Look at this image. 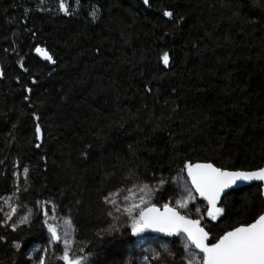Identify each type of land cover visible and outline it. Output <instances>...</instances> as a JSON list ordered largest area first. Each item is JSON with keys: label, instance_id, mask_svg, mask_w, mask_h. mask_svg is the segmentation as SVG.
Segmentation results:
<instances>
[{"label": "trees", "instance_id": "trees-1", "mask_svg": "<svg viewBox=\"0 0 264 264\" xmlns=\"http://www.w3.org/2000/svg\"><path fill=\"white\" fill-rule=\"evenodd\" d=\"M61 2L0 0V208L17 169L16 202L37 211L15 235L20 247L0 212V264H31L27 252L52 225L50 198L99 255L94 264H126L127 246L151 231L111 235L110 194L173 177L185 162L264 167V0H63L68 14ZM174 194L169 182L154 204ZM221 206L213 236L263 214L262 187L234 190Z\"/></svg>", "mask_w": 264, "mask_h": 264}, {"label": "snow or ice", "instance_id": "snow-or-ice-1", "mask_svg": "<svg viewBox=\"0 0 264 264\" xmlns=\"http://www.w3.org/2000/svg\"><path fill=\"white\" fill-rule=\"evenodd\" d=\"M145 4L149 0H144ZM61 11L67 13L65 4L62 2L59 5ZM165 17H171L170 11H164ZM35 51L43 56L49 62H53L52 56L47 51L40 47H36ZM165 66L169 63V54L164 52L160 57ZM31 91V89H26ZM27 99V97H25ZM39 119V117H35ZM35 137L37 140L41 138V126L35 125ZM39 147V145H37ZM25 178L27 177L28 169H23ZM181 172H186V180L188 184L180 185L179 181L184 179L179 174L172 178L177 182L178 186L183 188L181 199L175 201L176 207L170 206L169 203H164L161 207L151 203L146 197H149L153 188H149L148 184L133 186L136 192L139 193L138 199L135 198V193L129 189V195L124 197L128 202L121 209L115 199L105 198L106 203H111L117 212H122L127 215L131 221V231L136 235L146 229L162 232L169 236H178L182 239V247L185 255L181 257V264H264V214H260L252 222L241 224L225 230L222 234L213 236L214 228L218 227L215 223L219 217L224 214V208L218 206L222 194L225 190L240 181H264V168L257 171H228L220 167L214 166L212 163H191L185 162ZM166 181L161 179L159 184L163 185ZM115 196V193L110 194ZM199 196L202 201L206 202V211L204 216L212 222L208 225L207 230L202 225L204 216L190 218L189 215L182 214L178 209L188 208L189 201L195 200ZM10 208V211L5 213V219H11L16 213L17 207L14 204L5 201ZM196 213L201 212V208H194ZM111 214V213H110ZM47 216L48 213L45 212ZM27 216L21 217V222H26ZM66 229L64 231L63 240V255L61 259L64 264H82V258H70L69 251L72 244L70 229H72L71 221L64 220ZM48 232L51 234L52 241H60L57 227L47 225ZM39 264H43V259H40Z\"/></svg>", "mask_w": 264, "mask_h": 264}, {"label": "rangeland", "instance_id": "rangeland-1", "mask_svg": "<svg viewBox=\"0 0 264 264\" xmlns=\"http://www.w3.org/2000/svg\"><path fill=\"white\" fill-rule=\"evenodd\" d=\"M18 164L16 162V168ZM18 170H15V177H16V187L14 192L9 196L5 201H8L10 204H14L17 207L16 213H14L11 219H5V213L10 211L8 204L3 203L0 212L3 217V228H4V235L6 238L11 240L12 244L16 247H20L22 242L19 237H15L17 231L22 227H28L34 217L37 215V211L29 205L25 204L23 206H19L16 202L18 199ZM184 177L181 181H179L180 185L188 184L190 187V182L186 180V172H181L178 170L173 177H164L158 176L153 177L148 181H132L129 189H132L133 193H135V198L138 199L139 193L136 192V189L133 187L139 186L142 184H148L149 188L155 189L154 192L149 197H146L151 203H154V199L158 193H160L166 185L170 182L175 190V194L172 199L169 201L170 206L176 207L175 201L177 199L182 198L183 188L178 186L177 182L173 181L172 178L177 177V175ZM23 177L25 183L29 184V174L27 173V177L25 178V174L23 172ZM163 179L166 182L161 185L159 181ZM128 189V190H129ZM115 192V196H110L109 199H115L117 205L123 209L128 202L124 200L125 196L129 195V191ZM197 196L195 200L189 201L188 208L186 209H178L181 213L184 212H193L196 213L194 208L199 206L201 209L206 205L197 204ZM46 204L50 208V214L48 215V219L53 226L57 227L58 235H60V241H52L51 234H47L44 237V240L40 243H35L31 246L29 251L27 252V259L31 264H39L40 259H43V264H55L56 262L62 260L61 257L63 255V240H64V231L66 226L64 225V220L68 219L71 221L72 229H70L71 233V240L72 244L70 246L69 255L70 258L80 257L82 258V264H94L99 255L95 253H91L87 251V247L77 240V229L75 224L73 223L72 219L67 215H63L57 208V202L54 199H48ZM110 206V234H120L130 228L131 221L128 219L127 215L123 214L122 212H117L116 208L111 204L108 203ZM197 214V213H196ZM27 216L26 222H21V217ZM204 222V220H202ZM182 239L180 237L172 240L160 239L153 235L152 233L141 234L138 236L134 243L130 244L126 248V264H175L176 256L178 254V250L182 249ZM185 255V254H184Z\"/></svg>", "mask_w": 264, "mask_h": 264}, {"label": "water", "instance_id": "water-1", "mask_svg": "<svg viewBox=\"0 0 264 264\" xmlns=\"http://www.w3.org/2000/svg\"><path fill=\"white\" fill-rule=\"evenodd\" d=\"M45 51H46V50H45ZM48 54L50 55L49 52H48ZM35 55H36V57H38L41 61L49 63L51 67H54V66H55V62L53 63V62H49V61L45 60V59L43 58V56H41L40 54H38L36 51H35ZM50 56H51V55H50ZM53 61H54V60H53ZM263 168H264V167H263ZM228 171H230V170H228ZM256 171H257V170H256ZM243 172H252V171H243ZM186 175H187V173H186ZM252 185H261V187H262V195H263V198H264V181H257V180H253V181H240V180H238L234 185H232L230 188H228V189L225 190V193L222 194V196H221V200H220L218 206H221L223 199H224L225 196L228 195L230 192H232V191H234V190H237V189H241V188L249 187V186H252ZM197 199H198L199 201H201V202H203V203L206 204V202L202 201L201 198H200L198 195H197ZM263 214H264V212H263ZM202 225H203V222H202ZM203 226H204V225H203ZM204 227H205V226H204ZM205 229H206V228H205ZM148 230H150L151 233H152L153 235H155L156 237H158V238H160V239L172 240V239H176V238H178V236H175V235H173V236H169V235H167V234H165V233H162V232L152 231L151 229H148ZM206 230H207V229H206Z\"/></svg>", "mask_w": 264, "mask_h": 264}]
</instances>
